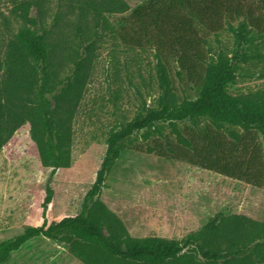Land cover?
Wrapping results in <instances>:
<instances>
[{"label": "trees", "instance_id": "trees-1", "mask_svg": "<svg viewBox=\"0 0 264 264\" xmlns=\"http://www.w3.org/2000/svg\"><path fill=\"white\" fill-rule=\"evenodd\" d=\"M14 5L23 25L0 39V148L28 123L42 184L29 213L32 224L0 241V264L35 238L65 245L81 264H264V222L216 213L180 240L137 238L98 199L121 142L161 124L173 140L159 133L143 148L146 153L264 188V92L230 94L235 58L208 48V37L226 29L233 53L242 59L262 56L253 42L259 40L264 51V0H148L119 30L107 16L126 13L125 0H15ZM31 6L36 19L27 16ZM113 34L126 47L147 44L153 50L156 105L110 132L95 160L87 155L72 166V121L95 42ZM171 62L175 77L196 91L195 98L177 94ZM185 121L189 127L179 130Z\"/></svg>", "mask_w": 264, "mask_h": 264}, {"label": "rangeland", "instance_id": "rangeland-1", "mask_svg": "<svg viewBox=\"0 0 264 264\" xmlns=\"http://www.w3.org/2000/svg\"><path fill=\"white\" fill-rule=\"evenodd\" d=\"M14 1L0 0V39L3 42L23 25L18 17L21 11L14 8ZM125 1L129 6L126 13L107 16L117 30L135 7L148 0ZM27 16L36 19L32 6L27 8ZM26 26L35 29L29 24ZM208 41L212 52L221 49L235 58L234 81L228 87L230 94L264 92V51L259 40L253 43L262 56L251 54L247 59L233 53V39L226 29L210 35ZM95 44L89 75L72 121V166L87 155L95 160L108 134L130 122L145 108L154 107L159 95L155 60L149 45L129 48L120 43L115 34L103 36ZM175 70L171 62L170 75L177 94L195 98L196 91L183 85L175 77ZM185 127H189L188 121L177 125L179 130ZM154 128L134 133L121 142L120 155L106 174L98 197L121 219L132 237L180 240L199 230L216 213L242 215L264 222V188L146 153L143 148L158 139L159 133L173 140L166 124H161L158 130ZM31 145L29 125L24 123L0 148V241L15 237L32 224L29 213L42 184V170L31 152ZM262 148L264 150L263 143ZM75 199L73 196L69 205ZM3 264L81 263L65 245L35 238L13 252Z\"/></svg>", "mask_w": 264, "mask_h": 264}]
</instances>
